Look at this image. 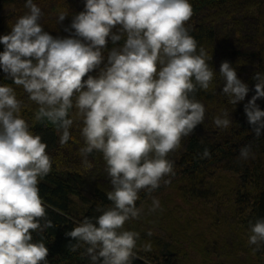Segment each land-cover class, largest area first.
<instances>
[{
	"label": "clouds",
	"instance_id": "obj_1",
	"mask_svg": "<svg viewBox=\"0 0 264 264\" xmlns=\"http://www.w3.org/2000/svg\"><path fill=\"white\" fill-rule=\"evenodd\" d=\"M24 7L11 31L0 36V71L12 81L0 84V264H49L44 239L33 234L54 227L39 185L59 162L23 117L17 88L36 106L33 122L51 125L61 147L75 141L72 129H78L85 171L93 168V153L104 162L110 203L97 205L99 215L73 222L65 233L69 251L82 249L89 264H133L140 233L125 224L142 218V191L151 197L148 214L163 210L151 194L171 184L176 172L169 156L204 123L207 108L197 93L209 91L217 76L211 52L187 26L193 6L190 0H84L64 28L66 37L44 30V13L34 0H25ZM68 16L57 9L58 24ZM219 77L229 104L245 100L249 85L230 62H221ZM252 79L255 94L244 112L258 139L264 130V110L257 104L264 98V73ZM213 124L229 129L230 112L222 109ZM200 158L210 159V151L205 148ZM250 158L251 143L238 155ZM247 243L253 254L264 247V218L248 221ZM142 247L152 250L151 243Z\"/></svg>",
	"mask_w": 264,
	"mask_h": 264
},
{
	"label": "trees",
	"instance_id": "obj_2",
	"mask_svg": "<svg viewBox=\"0 0 264 264\" xmlns=\"http://www.w3.org/2000/svg\"><path fill=\"white\" fill-rule=\"evenodd\" d=\"M24 3L25 0H0V36L8 34L11 24L27 11ZM34 3L44 13L41 18L44 30L54 37L68 36L64 28L84 7V0H34ZM190 3L194 15L187 26L199 44L211 52L209 63L217 76L209 91L197 93V99L207 108L204 123L182 142L179 151L169 156L175 162L176 172L170 184L173 194L167 199L173 207L163 201L162 211L148 214L146 209L140 220L125 224L126 229L140 233L139 258L133 264H194L185 247L188 242L202 254L204 264H254L255 257L264 258V247L253 254L247 243L248 221L264 218V130L255 139L244 105L255 94L253 75L264 73V0H190ZM58 8L69 13L59 24ZM111 47L109 41L108 49ZM3 49L0 44V52ZM223 61L230 62L238 77L249 85L245 100L235 106L221 95L224 82L219 77V68ZM90 74L95 76L98 70ZM3 83L11 85L12 81L0 71V84ZM16 91L24 101L22 115L32 126L31 131L42 136L48 152L59 162V166L53 164L52 172L39 185L54 227L42 234L34 233V239H44L49 249V264H89L80 255L82 249L69 251L71 238L65 233L72 230L75 220L99 215L95 211L98 204L110 203L106 192L111 185L102 157L93 153L89 157L93 168L85 171L78 154L81 146L78 129L75 126L72 129L75 141L61 147L51 125L33 122L36 106L28 101L22 89ZM257 104L264 110V98L258 99ZM222 109L230 112L233 121L227 130L213 124V117ZM249 143L254 158L238 160L240 147ZM205 148L211 153L210 159L200 158ZM165 188L162 185L151 195L156 196ZM149 201L151 197L142 191L137 207ZM178 201L191 210H182ZM155 227L164 229L171 241L148 236L147 232ZM146 243L152 245L150 252L143 251Z\"/></svg>",
	"mask_w": 264,
	"mask_h": 264
},
{
	"label": "rangeland",
	"instance_id": "obj_3",
	"mask_svg": "<svg viewBox=\"0 0 264 264\" xmlns=\"http://www.w3.org/2000/svg\"><path fill=\"white\" fill-rule=\"evenodd\" d=\"M172 194H173V186L167 185L166 188L162 192H160L158 195H156L155 197H157L160 200V203L163 202V201H166L167 202V206L169 204V206L171 208V207H173L172 206L173 204L170 203L167 199ZM178 202L181 205L180 208H182V210H184V209L186 211L191 210L190 207L187 204L185 205V203H183V202H180V201H178ZM150 206H151V201L144 203L143 204L144 211L146 209H148ZM133 221H135V220H133ZM151 231H152L153 235L159 236V237L165 239L168 242L171 241L168 238V235H167V233H166V231L164 229H162L160 227H155ZM185 245H186L185 247L188 249V252H189V254L191 256L192 262L194 264H204V257L202 256V254L199 251H197L196 248L191 247V245H189V242L187 244H185ZM214 245H217V243L214 244ZM254 259H255V260H253L254 264H264V258H261L259 260V258L255 257ZM207 264H213V263H207Z\"/></svg>",
	"mask_w": 264,
	"mask_h": 264
}]
</instances>
